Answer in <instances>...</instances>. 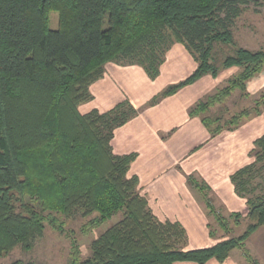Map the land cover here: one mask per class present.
<instances>
[{
  "label": "trees",
  "instance_id": "obj_1",
  "mask_svg": "<svg viewBox=\"0 0 264 264\" xmlns=\"http://www.w3.org/2000/svg\"><path fill=\"white\" fill-rule=\"evenodd\" d=\"M249 5L264 0H0V259L17 247L30 251L45 224L63 230L60 214L87 218L81 226L85 235L109 222L83 259L72 239L70 264H204L213 258L223 262L234 248L254 262L244 244L264 224V194L248 196L256 190L249 189L255 167L264 160V134L254 141L253 162L230 177L247 202L244 231L208 248L183 250V229L158 221L137 191L136 178H127L131 156L112 153L113 130L135 114L132 106L78 111L105 63L138 64L154 77L167 48L181 42L197 68L162 95L203 74L237 67L227 85L195 104L190 114L200 116L213 133L238 126L252 110L257 115L264 94L226 125L221 115H204L235 90L245 94L246 81L264 69V49L238 47L221 65L214 63V45L234 43L232 28ZM51 12L57 13V28L50 27ZM189 181L228 234L229 222L211 205L207 187ZM231 216L237 226L241 215Z\"/></svg>",
  "mask_w": 264,
  "mask_h": 264
},
{
  "label": "crops",
  "instance_id": "obj_2",
  "mask_svg": "<svg viewBox=\"0 0 264 264\" xmlns=\"http://www.w3.org/2000/svg\"><path fill=\"white\" fill-rule=\"evenodd\" d=\"M196 68L195 58L181 42L167 48L154 77L138 64L107 62L103 75L88 87L90 98L78 106L81 114L105 113L124 102L135 110L113 130L112 153L131 156L127 178H136L137 191L158 221L178 224L183 229V250L214 246L247 220L246 199L235 192L230 177L253 162L254 141L264 134L262 106L257 115L252 110L238 126H224L217 133L211 132L200 116L190 114L195 104L226 86L237 67L222 68L216 75L203 74L172 93L161 94L186 80ZM260 91L264 94V69L246 81L245 98L252 104L242 109L251 110ZM189 177L207 187L211 205L229 222V234L213 227L215 220L205 206L204 196ZM232 214L241 215L237 226L233 225ZM263 232L264 224L244 244L254 262H248L242 249L234 248L223 262L213 258L204 264H263L264 249L255 243L256 235Z\"/></svg>",
  "mask_w": 264,
  "mask_h": 264
},
{
  "label": "rangeland",
  "instance_id": "obj_3",
  "mask_svg": "<svg viewBox=\"0 0 264 264\" xmlns=\"http://www.w3.org/2000/svg\"><path fill=\"white\" fill-rule=\"evenodd\" d=\"M50 27L57 28L56 12L50 13ZM232 33L234 43H216L214 45L213 58L215 65H221L224 58L227 55L233 54L234 50L238 47L252 51L264 49V5H249L235 21ZM262 92L260 91L257 96ZM245 97L246 95L243 94V92L235 90V93L233 92L224 104L209 109L204 115L207 117L221 115L222 118L220 123L226 125V120L228 121L232 114H235L248 104L249 107L251 106V100ZM262 164H264V160L255 167L254 177L251 178L252 181L249 189H252V186H254L256 190L248 193V196L264 194V168L261 167ZM210 216L213 217L214 215L211 213ZM57 217L64 222L63 230H55L48 224H45L43 236L35 242L30 251L25 252L20 247H17L7 256L1 258L0 264H10L14 260L19 259L23 261L31 260L39 264H70L69 253L71 251L72 239L78 243L81 251V258L83 259L89 255L90 241L97 236L102 229H105L109 225V222H106L98 230L85 235L81 232V226L86 223L87 218H80L78 216L68 218L60 214L57 215ZM247 224L248 221L244 220L234 231H231L230 234L228 233L229 236H238L239 233L243 232ZM213 227L220 229L216 221ZM255 238V243L263 251L264 232L259 233ZM251 245H253V241H251Z\"/></svg>",
  "mask_w": 264,
  "mask_h": 264
}]
</instances>
